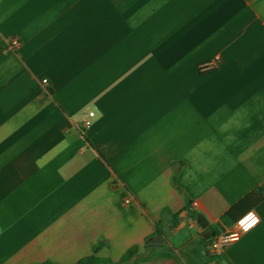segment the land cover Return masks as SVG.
<instances>
[{"label":"crops","instance_id":"crops-1","mask_svg":"<svg viewBox=\"0 0 264 264\" xmlns=\"http://www.w3.org/2000/svg\"><path fill=\"white\" fill-rule=\"evenodd\" d=\"M258 191L264 0H0V264H264Z\"/></svg>","mask_w":264,"mask_h":264},{"label":"trees","instance_id":"trees-1","mask_svg":"<svg viewBox=\"0 0 264 264\" xmlns=\"http://www.w3.org/2000/svg\"><path fill=\"white\" fill-rule=\"evenodd\" d=\"M264 201V194L260 191L258 192H253L252 194L246 196L244 199H242L239 203L234 205L222 218V221L225 224H232L236 223V221L243 216L246 212L249 210L255 209L258 205H260ZM173 219V224L176 226L178 225V219H179V214L172 215ZM213 233L210 234L209 239H202L201 244H202V250L207 251L210 239L213 234L217 233V230H212ZM157 233L162 234L161 229L158 226ZM103 244H100L95 247V253H97L98 249L102 246ZM139 248L137 246L129 249L121 258L120 262L114 263L108 260H103L98 258L95 255L89 256L87 258H84L80 260L76 264H127L129 261H131L136 255L138 254ZM45 264H52V263H45Z\"/></svg>","mask_w":264,"mask_h":264},{"label":"built area","instance_id":"built-area-1","mask_svg":"<svg viewBox=\"0 0 264 264\" xmlns=\"http://www.w3.org/2000/svg\"><path fill=\"white\" fill-rule=\"evenodd\" d=\"M19 44H20L19 40L14 39L12 41V45L10 46V48L14 49ZM215 66H216V62H210V63H207L204 66H202V69L204 68L205 70H212ZM47 82H48L47 80H44L45 84ZM100 119H101L100 115H98L95 111H91V112H89L88 117L84 121V126L88 128L94 123V121H98ZM125 203L129 204L130 201L126 200ZM259 223H260V217H259ZM259 223L256 226H254L251 230L256 228L259 225ZM250 231H248V232H250ZM248 232H246V233H248ZM246 233L242 232L235 223L232 230L225 232V233L213 235L211 242H210V246H209L210 253L213 256L223 254L232 244L238 242L242 238V236L245 235ZM234 234L238 235V239H236L235 241H232L231 237Z\"/></svg>","mask_w":264,"mask_h":264},{"label":"clouds","instance_id":"clouds-1","mask_svg":"<svg viewBox=\"0 0 264 264\" xmlns=\"http://www.w3.org/2000/svg\"><path fill=\"white\" fill-rule=\"evenodd\" d=\"M258 223H259V216L257 215L254 209L249 210L236 221V225L244 233L250 231ZM231 239L232 241H235L236 239H238V235L236 234L232 235Z\"/></svg>","mask_w":264,"mask_h":264},{"label":"water","instance_id":"water-1","mask_svg":"<svg viewBox=\"0 0 264 264\" xmlns=\"http://www.w3.org/2000/svg\"><path fill=\"white\" fill-rule=\"evenodd\" d=\"M198 222H202V219L198 218ZM203 226L205 227L206 226V223H203ZM152 243L154 245H157V244H163V240L161 237H156L155 239L152 240Z\"/></svg>","mask_w":264,"mask_h":264}]
</instances>
